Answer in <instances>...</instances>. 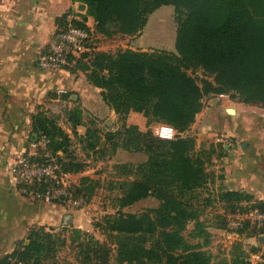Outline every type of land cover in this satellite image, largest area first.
<instances>
[{"label":"trees","instance_id":"obj_1","mask_svg":"<svg viewBox=\"0 0 264 264\" xmlns=\"http://www.w3.org/2000/svg\"><path fill=\"white\" fill-rule=\"evenodd\" d=\"M74 1L85 3L87 10L81 20L73 22L87 27L91 16L95 20V34L107 37L141 32L150 14L164 5H173L178 19L177 53L93 50L76 59L75 64L71 60L67 66L73 71H84L90 83L102 89L104 101L122 122L116 130L105 129L102 136L101 128L95 125L96 116H92V124L87 126L81 107L75 113L70 110L69 120L75 133L78 126L87 128L83 139L86 147L96 152L109 148L112 155L124 149L142 152L147 157L136 165L120 166L129 167L131 176L134 169L136 177L123 183L117 211L108 216L104 226L105 232L117 240L115 264H264V252L261 262L254 263L242 253L215 262L205 249L211 234L203 227L193 200L195 192L210 182L206 163L216 148L212 143L211 150L195 152L196 136L186 134L208 95L229 94L240 102L264 107V0ZM68 15L60 19V28L68 26ZM198 69L206 76L200 81L189 73ZM49 95L57 93L50 91ZM61 96L71 97V93L64 92ZM75 101L79 103L78 99ZM131 111L142 113L150 122L170 124L178 134L172 141L161 140L152 130L129 123ZM33 134L37 136L35 140L31 137L33 143L46 136L48 150L56 155L59 151L64 153V157L58 156L63 170L74 174L85 170L83 164L74 161L69 134L57 118L48 116L39 106L33 115ZM36 151L37 159L43 160L46 150L40 147ZM80 181L76 195L91 196L97 186L93 179L85 175ZM87 182L91 184L82 188L81 184ZM43 189L44 183H38L37 190ZM151 196L160 201L157 207L141 212L125 211ZM220 200L239 211L246 206L244 212L248 208L264 211V200L244 192L222 191ZM252 201L255 204L250 205ZM193 221L196 236H204V241L191 242L186 237L184 232ZM250 231L263 239L264 233H258L257 226ZM28 240L29 243H18L14 252L0 259V264H44L43 255L49 251V244L38 230H32ZM91 260V256H86L83 264Z\"/></svg>","mask_w":264,"mask_h":264},{"label":"crops","instance_id":"obj_2","mask_svg":"<svg viewBox=\"0 0 264 264\" xmlns=\"http://www.w3.org/2000/svg\"><path fill=\"white\" fill-rule=\"evenodd\" d=\"M79 6L80 2L74 0H0V259L14 252L18 243H27L26 237L33 227L64 224L81 230L93 227L90 206L72 208L23 196L11 173V166L20 155L37 153L41 147L31 140L33 115L50 91L71 93V98L78 99L85 112L100 118L103 129L118 127V114L84 71L65 68L50 72L40 66L41 53L59 27L60 19L65 14H69L68 18H81L85 14L87 6L85 10ZM88 24L94 28L93 17L88 16ZM226 97L227 94H220L210 106H204L188 132L192 129L198 136L209 139L231 138L230 151L221 160L222 191L244 192L264 200V108L252 110L246 103ZM127 121L144 130L142 122H146V117L131 111ZM139 154L145 155L120 149L112 158L138 164L145 161L137 159ZM220 230L224 237L225 233L230 238L234 234L240 236V241L247 244H243L247 258L254 263L262 260L264 239L257 233L230 232L221 227ZM233 251L231 246L227 253L230 258Z\"/></svg>","mask_w":264,"mask_h":264},{"label":"rangeland","instance_id":"obj_3","mask_svg":"<svg viewBox=\"0 0 264 264\" xmlns=\"http://www.w3.org/2000/svg\"><path fill=\"white\" fill-rule=\"evenodd\" d=\"M177 28L178 19L175 7L173 5H164L150 14L147 25L141 32L134 35L117 34L111 37L97 33L94 34L93 43L96 50L112 53L126 49L144 51L159 50L177 53L175 47ZM189 73L199 81L206 77L201 69L189 70ZM61 94L62 93H57V96L48 95V97H46V99L39 105V109L44 110L48 116L57 118L58 124L71 137L72 144L69 149L70 151H73L75 156L74 161L84 165L85 170L83 172L76 174L72 173V182L78 184L81 182V177L87 175L93 179V184L97 185L91 196L88 194V197H86L81 193H78L77 195L84 197V206L91 207L93 214V227L90 230H81L72 228L70 224H64V226L61 225L59 227L40 225L33 227L29 233L32 230H38L41 237L50 246L47 254L45 253L43 255L44 264H83L86 256H91L92 258L88 264H115L113 256L116 255L115 249L117 248V240L105 232L104 226L106 225L108 216L114 215L117 211V198L122 194L123 183L134 179L136 177V171L133 169L131 173L133 175H129V172H131L130 169L128 170L129 167H120L125 163L114 160L112 154H110L109 148L101 149V153V151L96 152V150H90L86 147V141L83 140L87 129L86 126H78L76 128L78 133H75L73 123L69 120V111L72 110V112L75 113L76 108L81 107L83 109L82 104L73 100L71 97L62 98ZM227 95L228 97L226 98H230V95ZM214 98H220V94L206 96L204 98V106H210L212 101H214ZM232 100L238 102L237 98ZM218 103H220V100ZM245 105L250 106L252 110L264 108L260 105ZM92 116L83 109L84 124L90 126L92 124ZM135 120L138 122L137 119ZM95 125L101 128V134L104 136L105 129H103L100 118H98ZM121 125L122 122L118 117V127L116 126L113 130H116ZM142 126L144 127V130H152L155 132L156 123L150 122L147 118L146 122H142ZM186 134L196 136L197 144L195 152H198L201 149L211 150L212 143L216 148L215 153L211 154V158L207 160L206 163V170L210 174V182L205 187H202L195 192V198L193 200L194 206L200 213V221L204 224L203 227L211 234L210 243L207 244L205 249L212 255L215 262L220 259H230V256L227 253L231 246H234V251L231 256L241 253L248 254L243 246V244L246 243L240 241V236L234 234L233 236L235 237L230 238L227 233L225 234L228 237H224V235L220 233V226L226 227V230L230 232H240L242 230H250L252 226L256 225V222H258V219H255L252 216L251 219H245L244 210L247 206L239 211L238 208L227 206L220 200V194L222 193L221 176L223 175V169L221 166L222 156L220 154H226L230 151L228 146L230 142H232L231 138H203V136H198V134L192 129L190 132L187 131ZM226 143L227 146L224 147L223 144ZM220 144H222V146ZM58 156L64 157L65 155L62 151H59ZM143 158L146 160L147 157L143 154L137 155L138 160H142ZM127 164L136 165L132 163ZM90 184V182H87L81 185L82 188H86ZM85 192L87 193L86 189ZM159 203L160 201L156 197L151 196L125 208V211L141 212L146 209L155 208ZM249 204L253 205L255 203L252 201L249 202ZM255 209L256 208H248L247 211ZM234 210L237 211L235 212ZM238 213H240V215H238ZM233 222L240 225L235 226ZM187 228L188 229L184 233L188 240L191 242H196L198 240L204 241V236H196L197 232L194 231V221L190 222ZM257 230L258 233L261 231L258 227ZM263 232L264 230L262 233ZM29 233L26 237L27 243H29ZM254 248L256 249V247ZM257 261L261 262L263 260Z\"/></svg>","mask_w":264,"mask_h":264},{"label":"built area","instance_id":"obj_4","mask_svg":"<svg viewBox=\"0 0 264 264\" xmlns=\"http://www.w3.org/2000/svg\"><path fill=\"white\" fill-rule=\"evenodd\" d=\"M74 19L81 20L77 16L70 17L67 27H58L52 34L49 44L40 56V66L43 70L59 72L67 68L71 64V60L72 63H75L76 59L81 58L83 54L96 50L93 43L94 28L88 22L86 23L87 27L79 26L73 22ZM162 125L170 124L158 123L155 126V131ZM47 143L46 136H42L37 143L46 150L42 154L43 160L37 159V153L27 152L20 155L12 164L11 173L17 182L18 192L26 197L63 203L72 208L85 207L84 197L76 195L78 184L72 182V173L63 170L58 153L56 155L48 150ZM38 183H44V189L41 192L37 190ZM244 214L245 219H251V216L258 219L259 223L256 222L258 225L255 223V226L261 231L264 230V211L255 209L246 211ZM233 223L235 226L240 225Z\"/></svg>","mask_w":264,"mask_h":264},{"label":"clouds","instance_id":"obj_5","mask_svg":"<svg viewBox=\"0 0 264 264\" xmlns=\"http://www.w3.org/2000/svg\"><path fill=\"white\" fill-rule=\"evenodd\" d=\"M161 140L172 141L176 136V129L171 125H162L154 132Z\"/></svg>","mask_w":264,"mask_h":264},{"label":"water","instance_id":"obj_6","mask_svg":"<svg viewBox=\"0 0 264 264\" xmlns=\"http://www.w3.org/2000/svg\"><path fill=\"white\" fill-rule=\"evenodd\" d=\"M86 6H87V5H86L85 3H81V2H80V6H79V8H80L81 10H85ZM36 137H37L36 134H33L32 138H33L34 140L36 139ZM246 145H247V142L244 143V146H246ZM263 239H264V238H263Z\"/></svg>","mask_w":264,"mask_h":264}]
</instances>
